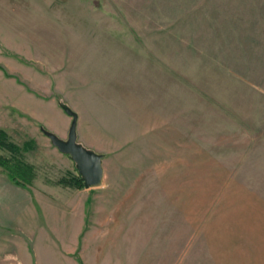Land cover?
<instances>
[{
	"label": "rangeland",
	"instance_id": "374dc122",
	"mask_svg": "<svg viewBox=\"0 0 264 264\" xmlns=\"http://www.w3.org/2000/svg\"><path fill=\"white\" fill-rule=\"evenodd\" d=\"M0 82V154L30 184L51 159L55 182L79 173L45 132L68 137L65 103L101 194L134 192L150 221L141 258L168 243L182 264H264V0H0ZM20 90L53 97L31 108L43 123Z\"/></svg>",
	"mask_w": 264,
	"mask_h": 264
},
{
	"label": "crops",
	"instance_id": "0c3cea01",
	"mask_svg": "<svg viewBox=\"0 0 264 264\" xmlns=\"http://www.w3.org/2000/svg\"><path fill=\"white\" fill-rule=\"evenodd\" d=\"M3 88L0 84V101L6 103ZM17 93L28 102L18 110L40 121L44 116L37 117L34 107L54 105L53 97L40 100L27 90ZM6 108L0 109V130L5 129L2 123L11 116ZM47 124L51 126L50 121ZM51 147L56 159L71 161L67 154H55L56 146ZM49 161L43 165L51 171L37 173L34 182L27 185L16 183L0 165V264H182L186 261L181 255L183 249L173 253L168 243L164 244L162 257L157 259L147 253L141 258L140 228L151 226L149 220L142 218L145 217L142 210L134 207L133 189L132 195L120 191L115 196H106L101 194L105 186L101 184L103 177L92 186L59 184L54 179L56 163L54 159ZM57 170L58 167L55 175ZM146 236L149 241L154 238L150 232Z\"/></svg>",
	"mask_w": 264,
	"mask_h": 264
},
{
	"label": "water",
	"instance_id": "95a60500",
	"mask_svg": "<svg viewBox=\"0 0 264 264\" xmlns=\"http://www.w3.org/2000/svg\"><path fill=\"white\" fill-rule=\"evenodd\" d=\"M65 109L69 114L74 115L69 127L68 137L61 138L50 130H45V132L54 146L61 152L71 156L78 172L83 177L84 184L86 186L97 185L101 182L104 174L103 155L86 147L77 140V114L67 107Z\"/></svg>",
	"mask_w": 264,
	"mask_h": 264
},
{
	"label": "trees",
	"instance_id": "16d2710c",
	"mask_svg": "<svg viewBox=\"0 0 264 264\" xmlns=\"http://www.w3.org/2000/svg\"><path fill=\"white\" fill-rule=\"evenodd\" d=\"M61 103V102H60ZM63 106L69 108L65 103ZM71 109V108H69ZM74 116L73 114H71ZM6 133L3 130H0V142L5 144L6 146L15 148L13 144L6 143L4 141V137ZM0 165L8 172L10 177L18 184L27 185L30 184L35 177V172L33 166L20 158L11 159L10 157H6L0 154ZM61 183L66 185H72L76 187L84 186V180L80 173L78 175H74L71 179H61Z\"/></svg>",
	"mask_w": 264,
	"mask_h": 264
}]
</instances>
